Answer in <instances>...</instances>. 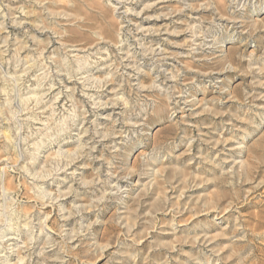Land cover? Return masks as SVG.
Wrapping results in <instances>:
<instances>
[{
	"label": "rangeland",
	"instance_id": "rangeland-1",
	"mask_svg": "<svg viewBox=\"0 0 264 264\" xmlns=\"http://www.w3.org/2000/svg\"><path fill=\"white\" fill-rule=\"evenodd\" d=\"M0 264H264V0H0Z\"/></svg>",
	"mask_w": 264,
	"mask_h": 264
},
{
	"label": "bare ground",
	"instance_id": "bare-ground-1",
	"mask_svg": "<svg viewBox=\"0 0 264 264\" xmlns=\"http://www.w3.org/2000/svg\"><path fill=\"white\" fill-rule=\"evenodd\" d=\"M9 239V238H8ZM10 239H15L14 237L13 238H10Z\"/></svg>",
	"mask_w": 264,
	"mask_h": 264
}]
</instances>
